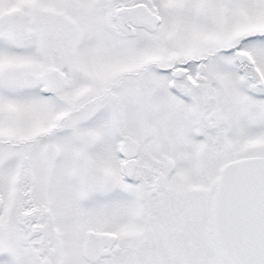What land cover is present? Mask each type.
Here are the masks:
<instances>
[{
    "label": "snow or ice",
    "instance_id": "6c2138e0",
    "mask_svg": "<svg viewBox=\"0 0 264 264\" xmlns=\"http://www.w3.org/2000/svg\"><path fill=\"white\" fill-rule=\"evenodd\" d=\"M0 264H264V0H0Z\"/></svg>",
    "mask_w": 264,
    "mask_h": 264
}]
</instances>
